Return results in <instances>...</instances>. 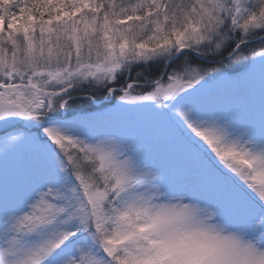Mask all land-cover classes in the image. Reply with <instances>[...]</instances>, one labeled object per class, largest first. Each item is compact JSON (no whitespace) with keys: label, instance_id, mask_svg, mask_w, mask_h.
I'll return each instance as SVG.
<instances>
[{"label":"snow or ice","instance_id":"obj_1","mask_svg":"<svg viewBox=\"0 0 264 264\" xmlns=\"http://www.w3.org/2000/svg\"><path fill=\"white\" fill-rule=\"evenodd\" d=\"M0 264H264V0H0Z\"/></svg>","mask_w":264,"mask_h":264}]
</instances>
